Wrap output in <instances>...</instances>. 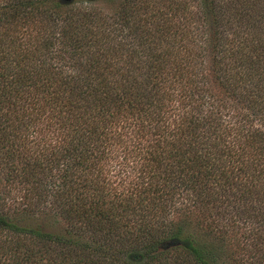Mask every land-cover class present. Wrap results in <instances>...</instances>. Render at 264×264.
<instances>
[{"label":"trees","instance_id":"1","mask_svg":"<svg viewBox=\"0 0 264 264\" xmlns=\"http://www.w3.org/2000/svg\"><path fill=\"white\" fill-rule=\"evenodd\" d=\"M95 1L0 8L12 263L264 264V0Z\"/></svg>","mask_w":264,"mask_h":264},{"label":"rangeland","instance_id":"2","mask_svg":"<svg viewBox=\"0 0 264 264\" xmlns=\"http://www.w3.org/2000/svg\"><path fill=\"white\" fill-rule=\"evenodd\" d=\"M10 1H12V0H0V8L9 4ZM99 1L101 3H103L102 2L103 0H97L94 3H96V2L99 3ZM114 1H118V0H114ZM6 34H8V35H6ZM0 35L2 37L10 36V37L15 38L17 40L18 39L24 40V39H26V26H23L20 23L12 26V25H7L5 23L0 22ZM128 149H130V148H128ZM124 153H127V150H123L120 156H122ZM115 162L116 161H113V163H115ZM128 169H129V167H127V170ZM118 170H121V168H118ZM126 173L129 174L130 178L133 177V172L128 170ZM12 196H14L15 198H13L11 201L8 202V204H6L5 209H9L13 212L17 211V210L20 211L22 208L19 205V201L21 199L22 194L18 192V193L12 194ZM23 217H25V216L24 215L19 216L20 219H22ZM55 218H56V222L60 221L59 218H57V217H54V219L48 218V217L42 218V219L40 218L41 220L39 219V221L43 224L47 223V224H49V226H52V224H53L52 220H55ZM22 220H23V222H26V220H24V219H22ZM58 222H57V226L62 224V222H59V223ZM12 238L13 237L11 235L5 234L4 232H2L0 235V264H13L12 258L14 257V255L16 253L14 252L13 249L10 248L12 245L11 242H13ZM25 240L26 239H24V241Z\"/></svg>","mask_w":264,"mask_h":264}]
</instances>
